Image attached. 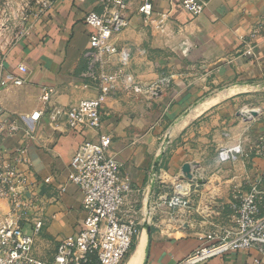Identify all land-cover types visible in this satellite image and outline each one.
Here are the masks:
<instances>
[{"label": "crops", "instance_id": "obj_1", "mask_svg": "<svg viewBox=\"0 0 264 264\" xmlns=\"http://www.w3.org/2000/svg\"><path fill=\"white\" fill-rule=\"evenodd\" d=\"M144 1L131 2L128 26L113 37L118 53L106 55L96 68V74L121 75L102 107L99 133L111 137L108 156L132 187L126 209L134 207L139 242L131 256L145 235L140 264H180L206 243L208 233L233 227L236 196L252 185L264 192V156L255 153L264 135V104L258 103L264 96V38L251 35L264 19V0H203L207 6L197 17L174 0H151L150 20L139 11ZM101 9L98 0H55L10 51L6 67L16 71L24 62L30 71L22 86L0 89V120L18 118L23 128V118L42 108L44 88L53 89V103L67 108L98 95V83L87 74L90 29L84 18ZM162 13L169 17L160 26ZM245 107L260 112L244 116ZM26 120L35 138L25 137L23 129L13 135L0 131V161L27 143L23 168L38 195L35 216L43 223L34 254L49 261L85 218L82 191L69 181L70 164L79 147L99 135L93 129L73 131L48 116ZM235 145L244 153L221 163L220 149ZM185 163L192 165L193 180L182 179ZM180 184L189 192L179 193ZM174 196L188 199V205L169 206ZM260 209L264 215V195ZM8 212L0 201V215ZM35 222L23 221L24 231L33 234ZM257 256L256 249L240 250L201 264H255Z\"/></svg>", "mask_w": 264, "mask_h": 264}, {"label": "built area", "instance_id": "obj_2", "mask_svg": "<svg viewBox=\"0 0 264 264\" xmlns=\"http://www.w3.org/2000/svg\"><path fill=\"white\" fill-rule=\"evenodd\" d=\"M86 0H74L82 3ZM134 0H98L102 9L89 11L84 22L90 29V46L86 51L87 74L98 83L96 97L82 100L77 106L67 108L53 103V89L44 88L40 97L42 108L23 118L22 128L18 118L0 120V131L13 135L21 129L25 137L34 139V129L26 119L33 121L48 116L51 122L65 121L73 131L93 129L98 132L97 141H85L72 157L69 181L76 184L83 194L85 218L76 236L62 239L53 260L35 256V235L42 228V221L35 214L39 210L38 195L29 182L27 170L28 145L18 146L10 160L0 161V201L9 205V212L0 215V264H121L131 251L138 236V223L133 208L126 209L127 199L132 192L117 161L108 156L112 139L99 133L102 127V107L106 99L119 88L121 75L114 73L96 74V68L103 66L106 55L118 53L113 43L114 35L128 26L125 14ZM191 15L200 16L207 2L203 0H174ZM2 3L0 6V89L22 86L30 69L26 63L17 65L16 71L6 67L10 51L27 38L39 22L53 7L51 0H44L35 6L32 3ZM139 11L150 20L154 14L151 0H145ZM169 13L160 14V26L168 20ZM264 38V21L256 28ZM247 41V36H240ZM126 58V55L123 56ZM2 108L0 106V115ZM255 153L264 156V135L259 136ZM241 145L222 148L218 158L221 163L233 161L243 154ZM50 182L51 178H47ZM264 192L258 185L236 196L237 207L233 216V227L216 230L206 235V243L189 254L180 264H201L209 259L240 250L256 249L259 256L255 264H264V215L260 204ZM188 199L174 196L169 206H187ZM36 218L33 234L24 231L22 222Z\"/></svg>", "mask_w": 264, "mask_h": 264}, {"label": "rangeland", "instance_id": "obj_3", "mask_svg": "<svg viewBox=\"0 0 264 264\" xmlns=\"http://www.w3.org/2000/svg\"><path fill=\"white\" fill-rule=\"evenodd\" d=\"M43 1L44 0H0V3H18V5H19V9H20V11H22V8L24 7L23 5H25L26 3H30V6H32V3H33V5L35 6V8L38 6V3H43ZM53 3L55 2V0H51ZM262 21H264V19H262V20H258V22L254 25V28H253V30H252V32H251V35H253V36H256V37H261V35H260V32L258 33V32H256V28H257V26H258V24L260 23V22H262ZM257 103V102H256ZM258 103H263L264 104V96L261 98L260 97V102H258ZM251 111H256V112H260V109H255V108H252V107H245V108H243V110H242V113L244 114V116H245V113H251ZM247 113V114H248ZM218 154H219V152L217 153V156H218ZM218 158V157H217ZM208 162L210 161V157H208ZM218 160H219V158H218ZM194 166H198V169L200 168L199 167V164L198 165H194ZM222 227H224V226H222ZM223 229H227V228H223ZM138 242H139V237L137 236L136 237V239H135V242H134V246L132 247V249H131V251L128 253V255L125 257V259L122 261V263L121 264H126V262L128 261V259H129V257H130V255L134 252V250L138 247L137 246V244H138Z\"/></svg>", "mask_w": 264, "mask_h": 264}, {"label": "water", "instance_id": "obj_4", "mask_svg": "<svg viewBox=\"0 0 264 264\" xmlns=\"http://www.w3.org/2000/svg\"><path fill=\"white\" fill-rule=\"evenodd\" d=\"M250 115L255 116V115H257V112L256 111H251ZM182 173H183V175H182L183 178L182 179H184V180L185 179H188V180H193L194 179V174L192 172L191 163H185L183 165ZM177 191L179 193H188L189 192V187L184 185V184H180V185L177 186Z\"/></svg>", "mask_w": 264, "mask_h": 264}, {"label": "bare ground", "instance_id": "obj_5", "mask_svg": "<svg viewBox=\"0 0 264 264\" xmlns=\"http://www.w3.org/2000/svg\"><path fill=\"white\" fill-rule=\"evenodd\" d=\"M213 99H215V98H213ZM145 240H146V236L143 235V237L141 238L139 248L137 249V251L132 256L130 255L131 257L129 258V260L126 264H140L142 249L144 247Z\"/></svg>", "mask_w": 264, "mask_h": 264}, {"label": "trees", "instance_id": "obj_6", "mask_svg": "<svg viewBox=\"0 0 264 264\" xmlns=\"http://www.w3.org/2000/svg\"><path fill=\"white\" fill-rule=\"evenodd\" d=\"M134 242H135V240H134ZM134 246V243H133V245H132V247ZM132 249V248H131Z\"/></svg>", "mask_w": 264, "mask_h": 264}, {"label": "flooded vegetation", "instance_id": "obj_7", "mask_svg": "<svg viewBox=\"0 0 264 264\" xmlns=\"http://www.w3.org/2000/svg\"><path fill=\"white\" fill-rule=\"evenodd\" d=\"M0 6H2V3H0Z\"/></svg>", "mask_w": 264, "mask_h": 264}]
</instances>
